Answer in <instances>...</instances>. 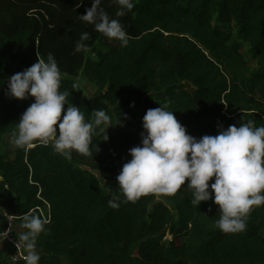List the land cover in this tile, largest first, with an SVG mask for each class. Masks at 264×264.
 <instances>
[{"label":"trees","instance_id":"1","mask_svg":"<svg viewBox=\"0 0 264 264\" xmlns=\"http://www.w3.org/2000/svg\"><path fill=\"white\" fill-rule=\"evenodd\" d=\"M91 6L0 0V142L34 102L7 96L8 77L50 52L70 102L87 120L103 109L112 123L105 133L96 128L91 156L73 151L67 159L38 145L15 146L11 158L0 145V212L13 217L20 236L25 213L49 217L36 243L39 264H264V205L251 212L246 231L226 234L216 226L218 205L193 204L187 180L175 195L148 194L135 203L124 202L116 181L129 149L141 143L148 109L166 106L197 138L250 120L264 125V0H135L121 17L114 0H102L128 32L127 47L81 19ZM84 32L88 47L77 52ZM81 74L102 94L85 98L75 81ZM114 196L118 209L109 205ZM5 227L6 219L0 231ZM167 234L168 247L161 245ZM9 253L0 247V264Z\"/></svg>","mask_w":264,"mask_h":264},{"label":"clouds","instance_id":"2","mask_svg":"<svg viewBox=\"0 0 264 264\" xmlns=\"http://www.w3.org/2000/svg\"><path fill=\"white\" fill-rule=\"evenodd\" d=\"M119 5L117 17L135 7V0H114ZM102 0H92L81 19L109 40L127 47L130 36L118 19L110 18L100 7ZM90 39L84 32L77 41V52L86 50L83 43ZM62 73L53 53L38 58L30 67L8 77L6 95L34 102L22 113L12 143L29 151L38 145L52 146L67 159L75 151L91 156V145L97 127L103 131L112 125L103 109L94 111L87 120L80 107L73 105L68 91H61ZM65 105L67 107L65 108ZM141 143L129 149L131 159L124 163L116 177L124 202H137L148 194L175 195L187 180L192 189V203L213 200L220 210L216 226L226 234L247 229L251 212L264 205V125L255 121L219 127L216 135L199 138L187 133L167 107L148 109L142 117ZM104 140H107V136ZM214 180L211 184L209 181ZM119 196L109 201L120 207ZM20 239L26 248L25 264H39L37 239L49 220L34 212L25 213Z\"/></svg>","mask_w":264,"mask_h":264},{"label":"rangeland","instance_id":"3","mask_svg":"<svg viewBox=\"0 0 264 264\" xmlns=\"http://www.w3.org/2000/svg\"><path fill=\"white\" fill-rule=\"evenodd\" d=\"M244 53H245L246 60L248 61V64H249V68L253 69L255 67V62H253L249 58V56L247 55L245 51ZM88 58L92 60L96 59L95 52L94 51L89 52ZM75 81L77 82L85 98H90L97 94H102L98 92V87L94 83H91L84 74H81L78 78L75 79ZM12 136L13 135H6L0 142L2 151L8 154V156H10L11 158H13L15 155V146L12 143ZM110 178L111 176H108L106 180H110ZM4 223H5L4 214L0 212V227H2ZM165 238L168 240H171L173 237L167 234Z\"/></svg>","mask_w":264,"mask_h":264},{"label":"built area","instance_id":"4","mask_svg":"<svg viewBox=\"0 0 264 264\" xmlns=\"http://www.w3.org/2000/svg\"><path fill=\"white\" fill-rule=\"evenodd\" d=\"M38 210L42 213L40 209ZM4 217L6 219V227L0 231V247H7L10 251L7 258L8 264H25L24 255L27 250L20 239V235L13 230V217L6 214H4ZM43 219L49 220V217L47 218L43 214Z\"/></svg>","mask_w":264,"mask_h":264},{"label":"water","instance_id":"5","mask_svg":"<svg viewBox=\"0 0 264 264\" xmlns=\"http://www.w3.org/2000/svg\"><path fill=\"white\" fill-rule=\"evenodd\" d=\"M169 242H170V240H168V239L165 238V239L162 241L161 245L168 247V246H169Z\"/></svg>","mask_w":264,"mask_h":264}]
</instances>
